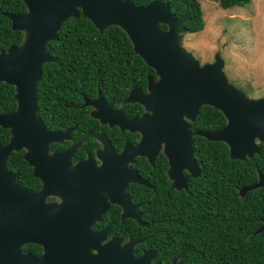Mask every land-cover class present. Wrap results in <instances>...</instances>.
I'll return each mask as SVG.
<instances>
[{"label":"water","instance_id":"1","mask_svg":"<svg viewBox=\"0 0 264 264\" xmlns=\"http://www.w3.org/2000/svg\"><path fill=\"white\" fill-rule=\"evenodd\" d=\"M19 1L24 12L3 16L22 39L0 50V82L13 88L15 102L13 111L0 113V128L9 132L8 141L0 143V264H159L154 261L155 251L132 257V248L141 240L129 238L121 244L122 236H112L100 246L107 231L95 232L93 224L113 204L120 208L121 221L130 219L139 227H148L126 192L130 184L152 188L130 166L137 157L153 167L161 153L170 189L180 191L189 177L199 175L192 156L193 136L225 144L229 160L243 162L258 154V144H264V96L251 99L229 83L220 51L211 62L202 64L186 51L181 41L189 14L175 18L167 2L137 6L131 0ZM79 13L99 32L108 26L119 28L133 53L154 71L155 79L147 78L145 92L130 88L121 101L140 106L137 117L124 116L100 92L92 100L82 98V107H89L91 119L137 134L138 140L125 141L116 152L105 137L98 136L101 147L94 155L73 162L79 141L52 151L50 145L69 141L76 125L48 130L37 114L36 85L42 64L51 61L44 50L46 43L56 39L66 19ZM202 106L219 111L224 125L216 130H191ZM19 151L41 183L37 191L20 186L6 169L8 157ZM262 186L264 175L257 171L256 182L239 187L237 196L243 198ZM259 222L254 234L264 231V217ZM28 243L39 245L41 254L23 253L22 246ZM97 246L104 250L94 253L88 249ZM169 264H182V260L176 256Z\"/></svg>","mask_w":264,"mask_h":264},{"label":"trees","instance_id":"2","mask_svg":"<svg viewBox=\"0 0 264 264\" xmlns=\"http://www.w3.org/2000/svg\"><path fill=\"white\" fill-rule=\"evenodd\" d=\"M155 0H131L143 6ZM167 2L175 18L189 14L183 25L186 33H197L203 20L196 0H156ZM223 9L248 4L250 0H211ZM25 6L19 0H0V50L19 44L22 34L12 31L3 13H22ZM165 28L164 26H161ZM51 61L42 64L41 77L36 85L38 116L48 130H60L77 125L73 133L84 143L74 159L91 152L97 146L94 137L105 135L115 149L124 141L134 143L138 136L108 129L88 116V107H82V98L93 99L100 92L106 102L117 106L131 87L145 91L147 78H155L132 51L126 35L115 26L101 32L80 13L61 25L56 39L45 45ZM127 117L138 116L142 109L136 104L120 106ZM13 88L0 82V113L13 111ZM225 123L222 114L212 107L202 106L190 124L191 130H216ZM9 132L0 128V143L8 141ZM67 146V145H66ZM65 146L52 144L50 150ZM259 152L246 161L229 160L228 150L221 142H208L192 137V156L199 175L188 178L186 188L170 189L164 171L166 160L159 155L151 167L144 158H136L132 168L147 180L152 188L130 184L127 194L138 205L142 222H119L117 209L105 215L101 224L109 232L124 238L141 240L132 249L155 251L159 264L180 256L182 264H264V231L254 234L264 217V186L237 196L239 187L256 182V172L264 175V144ZM23 151L12 153L5 166L25 189L35 191L40 183L32 176V169L22 159ZM39 252L34 245L25 251Z\"/></svg>","mask_w":264,"mask_h":264},{"label":"rangeland","instance_id":"3","mask_svg":"<svg viewBox=\"0 0 264 264\" xmlns=\"http://www.w3.org/2000/svg\"><path fill=\"white\" fill-rule=\"evenodd\" d=\"M196 1L203 28L184 33L181 46L201 64L220 51L229 83L251 99L264 96V0L226 10L211 0Z\"/></svg>","mask_w":264,"mask_h":264},{"label":"flooded vegetation","instance_id":"4","mask_svg":"<svg viewBox=\"0 0 264 264\" xmlns=\"http://www.w3.org/2000/svg\"><path fill=\"white\" fill-rule=\"evenodd\" d=\"M94 99V98H93ZM92 100V99H91ZM107 103H109V102H107ZM109 104H111V103H109ZM122 105H124V104H121V102L117 105V106H113L112 104H111V106L113 107V108H115V109H117V108H119L121 111H122V109H121V107L120 106H122ZM89 108V107H88ZM89 111V110H88ZM122 113H123V111H122ZM124 114V113H123ZM124 116H126L125 114H124ZM127 117V116H126ZM100 125V124H99ZM101 126H106L108 129H111V128H116V129H118L116 126H113V127H108L107 125H101ZM70 127V126H69ZM69 127H65V128H69ZM65 128H63V129H65ZM63 129H60V130H56V131H61V130H63ZM76 130H77V127H76ZM119 130V129H118ZM75 131V130H74ZM73 131V132H74ZM71 133V137H70V140L69 141H65L63 144H61V146H65V147H63V148H66L67 146H69L72 142H80V146L77 148V149H79L81 146H82V144L84 143V140L82 139V138H77L79 135H76L75 133ZM120 132H124V131H120ZM126 132V131H125ZM128 133V132H127ZM98 136H103V137H105V138H107L105 135H97V136H95L94 137V139H95V141L97 142V140H96V137H98ZM108 139V138H107ZM138 139V138H137ZM109 141V140H108ZM125 142V141H124ZM127 142H129V141H127ZM110 143V142H109ZM56 145H60V144H56ZM67 145V146H66ZM110 145H111V143H110ZM123 145V144H122ZM112 146V145H111ZM101 147V145H100V143H98L97 142V146H93V148H92V151L91 152H87V153H85L83 156H81V157H78V158H76V159H74V156H75V154H76V152H77V149L74 151V155H73V158H72V161L73 162H76L78 159H83V158H85L86 157V155H88V154H90V155H94V152H95V150L97 149V148H100ZM63 148H59V149H63ZM112 148L116 151V152H119L120 150H121V148H122V146H121V148L120 149H115L113 146H112ZM55 150H58V149H55ZM50 151H52V150H50ZM159 155H162L161 153H159ZM159 155H157L156 156V158L159 156ZM163 156V155H162ZM164 157V156H163ZM156 158H155V160H156ZM146 160V159H145ZM154 160V161H155ZM96 163L97 164H99V161L97 160L96 161ZM154 164V163H153ZM132 165L133 164H131L130 166H131V168H132ZM167 166V165H166ZM133 169V168H132ZM166 169V168H165ZM135 170V169H134ZM136 171V170H135ZM13 174V173H12ZM183 174L184 175H186V172H183ZM33 176V175H32ZM16 179V178H15ZM36 179V178H35ZM38 180V179H37ZM39 181V180H38ZM18 183V182H17ZM40 183V182H39ZM19 184V183H18ZM20 185V184H19ZM21 186V185H20ZM81 186H84V184H82ZM40 187H41V183H40ZM40 187H39V189H40ZM24 188V187H23ZM39 189H37V190H39ZM27 190V189H26ZM37 190H35V191H37ZM29 191V190H28ZM127 192V191H126ZM129 196V195H128ZM54 200V198H47V201H53ZM133 204H136V203H133ZM114 208H116L117 210V216H118V220H119V222H122L121 220H120V213H121V211H120V208L118 207V206H116V205H113V204H110L109 206H108V208L101 214V217H100V220L98 221V222H95L94 224H93V226H92V229L96 232V231H101V230H106L107 231V233H106V237L105 238H103V239H101V245L100 246H102V244H104V243H107V242H110V239H111V237L112 236H122V235H114V234H111L110 232H109V227L107 226V225H103V224H101V221L103 220V218L105 217V215L106 214H108L110 211H113L114 210ZM138 209V208H137ZM138 212V211H137ZM141 216V215H140ZM124 221V220H123ZM123 237V236H122ZM128 239L129 238H124L123 237V239L120 241L121 242V244H124V243H126L127 241H128ZM27 245H34V246H37L38 248H39V252H37V253H33L32 251H25V246H27ZM100 246H97L96 248H88V249H90V250H93L94 251V253L96 252V251H103L104 250V248L103 247H100ZM132 249H134V247L132 248ZM22 252L23 253H27V254H30V255H36V256H38V255H40L41 254V252H42V249H41V247L39 246V245H35V244H30V243H28V244H25L24 246H22ZM132 251L133 250H131V255H132V257H137V256H139V255H141L144 251H146V250H141L140 251V253H137V254H133L132 253ZM83 252V251H82ZM113 252V251H112ZM92 255H94L93 253H91ZM172 260V259H171ZM170 260V261H171ZM169 261V262H170Z\"/></svg>","mask_w":264,"mask_h":264},{"label":"clouds","instance_id":"5","mask_svg":"<svg viewBox=\"0 0 264 264\" xmlns=\"http://www.w3.org/2000/svg\"><path fill=\"white\" fill-rule=\"evenodd\" d=\"M155 1H156V0H155ZM151 2H152V1H151ZM171 14H172V13H171ZM185 33H186V32H185ZM182 35H183V34H182ZM154 79H155V78H154ZM146 82H147V81H146ZM131 88H135V87H131ZM145 90H146V87H145ZM140 91H141V90H140ZM142 92H145V91H142ZM127 94H128V93H127ZM126 96H127V95H126ZM126 96H125V97H126ZM125 97H124V98H125ZM124 98H123V99H124ZM123 99H122V100H123ZM105 102H106V101H105ZM106 103H107V102H106ZM108 104H109V103H108ZM110 105H111V104H110ZM136 105H137V104H136ZM141 112H142V111H141ZM139 115H140V114H139ZM139 115H138V116H139ZM135 117H137V116H135ZM128 118H131V117H128ZM74 125H75V124H74ZM71 126H72V125H71ZM71 126H70V127H71ZM76 127H77V125H76ZM52 131H56V130H52ZM131 134H134V133H131ZM136 135H137V134H136ZM137 136H138V135H137ZM106 139H107V138H106ZM107 140H108V139H107ZM137 140H138V139H137ZM137 140H136V141H137ZM136 141H135V142H136ZM108 142H109V141H108ZM135 142H134V143H135ZM130 143H131V142H130ZM109 144H110V143H109ZM50 146H51V145H50ZM110 146H111V145H110ZM111 147H112V146H111ZM63 149H64V148H63ZM137 158H138V157H137ZM140 158H142V157H140Z\"/></svg>","mask_w":264,"mask_h":264}]
</instances>
